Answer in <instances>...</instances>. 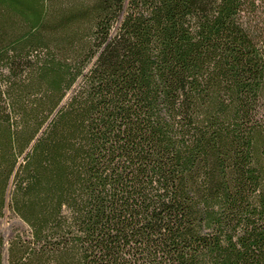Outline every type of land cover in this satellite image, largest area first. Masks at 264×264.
<instances>
[{"label": "trees", "instance_id": "obj_1", "mask_svg": "<svg viewBox=\"0 0 264 264\" xmlns=\"http://www.w3.org/2000/svg\"><path fill=\"white\" fill-rule=\"evenodd\" d=\"M256 0H0V264H264Z\"/></svg>", "mask_w": 264, "mask_h": 264}, {"label": "rangeland", "instance_id": "obj_2", "mask_svg": "<svg viewBox=\"0 0 264 264\" xmlns=\"http://www.w3.org/2000/svg\"><path fill=\"white\" fill-rule=\"evenodd\" d=\"M250 21L258 28L264 31V0H256L255 7L249 15ZM18 229H26V224L18 217L12 215L10 211L6 210L5 214L0 217V232L4 238H7L11 231Z\"/></svg>", "mask_w": 264, "mask_h": 264}]
</instances>
